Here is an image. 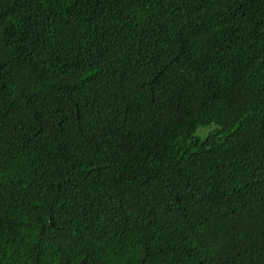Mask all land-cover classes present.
Here are the masks:
<instances>
[{"label": "trees", "instance_id": "16d2710c", "mask_svg": "<svg viewBox=\"0 0 264 264\" xmlns=\"http://www.w3.org/2000/svg\"><path fill=\"white\" fill-rule=\"evenodd\" d=\"M0 264H264V0H0Z\"/></svg>", "mask_w": 264, "mask_h": 264}, {"label": "rangeland", "instance_id": "374dc122", "mask_svg": "<svg viewBox=\"0 0 264 264\" xmlns=\"http://www.w3.org/2000/svg\"><path fill=\"white\" fill-rule=\"evenodd\" d=\"M214 126L212 125V126H208V127H204V128H202L201 129V132L202 133H207L210 129H212Z\"/></svg>", "mask_w": 264, "mask_h": 264}]
</instances>
